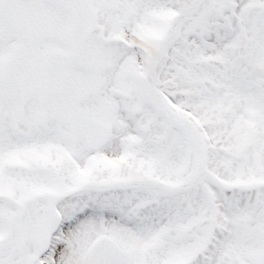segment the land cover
I'll use <instances>...</instances> for the list:
<instances>
[{
  "label": "snow or ice",
  "instance_id": "obj_1",
  "mask_svg": "<svg viewBox=\"0 0 264 264\" xmlns=\"http://www.w3.org/2000/svg\"><path fill=\"white\" fill-rule=\"evenodd\" d=\"M0 264H264V0H0Z\"/></svg>",
  "mask_w": 264,
  "mask_h": 264
}]
</instances>
